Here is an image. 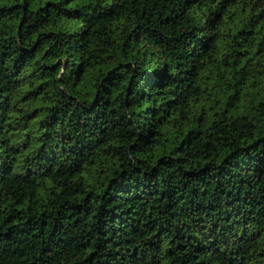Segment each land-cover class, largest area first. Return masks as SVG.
<instances>
[{"label":"trees","instance_id":"16d2710c","mask_svg":"<svg viewBox=\"0 0 264 264\" xmlns=\"http://www.w3.org/2000/svg\"><path fill=\"white\" fill-rule=\"evenodd\" d=\"M0 264H264V0H0Z\"/></svg>","mask_w":264,"mask_h":264}]
</instances>
